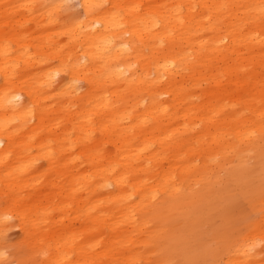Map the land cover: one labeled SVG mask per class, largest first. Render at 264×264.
Segmentation results:
<instances>
[{
	"label": "bare ground",
	"instance_id": "6f19581e",
	"mask_svg": "<svg viewBox=\"0 0 264 264\" xmlns=\"http://www.w3.org/2000/svg\"><path fill=\"white\" fill-rule=\"evenodd\" d=\"M34 1L41 26L64 19L67 46L49 28L33 43L0 21V182L16 206L30 207L18 214L38 264H264V107L249 98L264 93V0H78L81 15L68 0ZM20 62L40 67L19 75ZM198 80H223L228 95L234 86L245 119L201 133ZM221 111L212 103L201 117L213 122ZM38 158L65 177L50 185L68 199L70 222L108 228L103 246L49 220L35 201ZM233 191H260L250 195L255 228L237 232Z\"/></svg>",
	"mask_w": 264,
	"mask_h": 264
},
{
	"label": "rangeland",
	"instance_id": "374dc122",
	"mask_svg": "<svg viewBox=\"0 0 264 264\" xmlns=\"http://www.w3.org/2000/svg\"><path fill=\"white\" fill-rule=\"evenodd\" d=\"M34 0H0V21L2 23L1 30L3 29L6 32H11L12 34L16 35L15 32L19 33L24 30V35H26V38L28 41L31 42H38V37H40L38 34L43 33V29H50L51 32L54 33L51 38L59 45H64L67 41L65 35H61L58 32L61 30V22L64 19L57 20L55 23L57 26H49L48 24L45 26H41L37 20L38 18V9H40V5H37L34 1V6H31V3ZM25 2V3H24ZM4 3V4H2ZM24 3V4H23ZM24 5V7H22ZM68 12L72 15H81V7L79 5L78 0H68ZM24 15V16H23ZM27 16V17H26ZM20 19V20H19ZM32 19V20H29ZM7 20V21H5ZM5 22V23H4ZM11 22V24H10ZM10 25V26H9ZM15 30V31H14ZM30 35V36H28ZM10 47H12V50L15 51L17 49V46L10 43ZM232 59L234 57L232 56ZM53 61L49 58H44L42 63ZM54 63V62H53ZM56 65V63H54ZM40 65H36L34 68H28L27 65L23 62L17 63L16 69L17 73L19 75H23L25 73H34L37 69H39ZM63 76L62 73H58L57 77L61 78ZM56 77V78H57ZM223 78H226L224 76ZM60 80H57V83ZM219 82L222 81L221 88L218 86V82L215 80H198L195 81V94L198 97V103L201 107L197 109V127L203 132H209V135L211 133L219 132L221 128L216 124L220 120L221 123H224L230 118L231 116L236 117L239 119V121H242L245 119L246 115L248 114L247 105L245 102H242V100H238L237 91L234 90V86H231L230 92L232 94L228 95L225 94L223 91V88L225 86L223 80H218ZM200 84V85H198ZM0 85H2V82H0ZM78 86H80L79 92H83L84 89V83L82 81H79ZM259 89L257 93L254 95H250L253 97V103L255 105H259L260 107H264V96L263 92ZM216 93V95L214 94ZM213 100V101H212ZM211 101L213 105L215 103L223 104V111L219 113H212L214 116V123L209 121H203L207 119H203L201 116L202 114L206 113L211 109ZM79 102H82V97L79 98ZM33 124L35 121L32 122ZM216 124V125H215ZM214 127V128H213ZM207 138V136H205ZM77 148V147H76ZM78 150V149H76ZM36 155V152L33 153ZM11 159H16L17 155L16 153H12L10 155ZM80 162L79 164L82 167V170H84L85 167V159L83 157H77ZM36 169H35V179L33 184L35 185V188H37V192L40 193L38 196L39 198H36L35 201H37L40 205L46 206L47 208L44 209L45 213H49V220H53V222H61L65 223L64 227H71L76 230L78 233V236H81V240L84 243H87L88 245H93L97 241L100 242V246H103L105 242L109 239L110 232L108 228H106L104 225H95L93 224L89 219L83 220L79 225L73 224L70 222V218L67 217V214H65L62 206H63V200L65 199V196L58 195L60 191L55 190L50 185L51 180H57L63 179L66 181L65 177H60V174L57 170V166L51 165L46 159L44 158H38L35 161ZM37 181V182H36ZM5 183L0 182V231L1 234H3L4 229V236H3V244L1 245V248L5 252L6 259L3 264H38L41 261V256L35 257L34 255H38L37 248H34L30 243L32 241L31 238L26 237L25 227H24V221L19 216L18 211L23 210V207H25L24 202L22 203L23 207L20 208L19 206H16V202L12 199L9 200V196L7 195V189L4 185ZM33 186L31 187H24L23 193L20 194L24 199H27L28 194L31 192H34ZM15 192V191H14ZM260 194V191L258 192L257 196ZM233 197L236 198L237 202V209L234 211L236 215L234 216V224L235 228L237 229V232H242L246 228L247 229H253L255 228V224L251 221L255 219V215L257 214L256 211V204L250 203L251 196H255L254 192H249L247 195H241L240 193L232 192ZM255 196L257 200L260 196ZM30 197V196H29ZM70 207L69 209L70 213L74 214L76 213L77 203L76 201H68ZM59 206L60 208H58ZM27 208V207H25ZM30 211V207H28ZM106 214V213H104ZM60 216V217H59ZM66 216V217H65ZM74 218V217H72ZM60 219V220H59ZM220 221L219 219H216V223L218 224ZM205 223V220L203 221ZM60 224V223H59ZM62 228V226L60 227ZM198 224L195 222V231L201 233L198 229ZM211 226L205 225L201 230H203L204 233H206L208 230H210ZM86 229V230H85ZM82 230H85L86 233H82ZM219 230H223L222 226ZM80 234V235H79ZM260 237V235L258 236ZM196 238V235H195ZM205 240L212 241L214 236L213 235H206L203 236ZM5 241V242H4ZM7 253V254H6ZM208 256V254H207ZM31 257H34L33 259ZM77 256H75L76 258ZM97 262L93 261V264H96Z\"/></svg>",
	"mask_w": 264,
	"mask_h": 264
}]
</instances>
